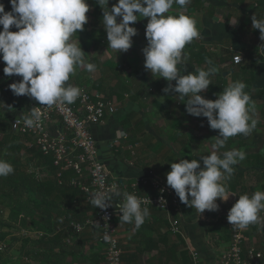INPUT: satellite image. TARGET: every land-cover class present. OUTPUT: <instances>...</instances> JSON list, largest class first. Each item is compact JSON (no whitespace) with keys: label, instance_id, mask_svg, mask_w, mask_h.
Wrapping results in <instances>:
<instances>
[{"label":"crops","instance_id":"0c3cea01","mask_svg":"<svg viewBox=\"0 0 264 264\" xmlns=\"http://www.w3.org/2000/svg\"><path fill=\"white\" fill-rule=\"evenodd\" d=\"M0 3L10 4L9 0H0ZM173 5L176 8L170 11L172 14L183 10L195 17L200 33L199 38L185 46L187 60L184 65H178L181 74L195 72L198 68L216 67L208 89L200 93L211 100H215L230 82H244L245 91L256 106L252 118L258 122L249 135L230 137L223 148L214 149L219 130L211 129L206 117L187 113V97L180 101L176 93H165L163 90L169 82L146 70L145 60L137 67L134 65L128 71V79L120 84L116 77H112L113 74L107 79L98 75L96 71L101 70L99 67H96L95 77L94 73L80 67L76 68L75 75L70 74L67 84L99 91L115 103L116 112L95 125L92 133L97 142L99 159L111 178L119 184L117 188L121 194L129 184L138 182L141 194L155 195L157 186L167 184L170 164L180 159H199L212 151L222 158L225 151L234 148L246 153V158L233 166L231 177L221 182L229 194L236 195H230L227 201L217 198L219 207L216 211L205 210L200 214L195 208L182 203L175 194L170 196L168 211L158 205L146 206L150 215L139 229H135L133 223L120 222L121 215H115L123 264H192V250L203 264H217L229 247L230 235L221 232L218 227L209 231L210 225L222 220V211L234 206L239 195L247 193L251 196L256 191H264V40L259 30L253 29L251 20L253 15L264 18V0H191L183 9L180 5ZM15 29L10 28L11 31ZM137 53L141 55L136 49L133 55L129 54L133 63ZM239 55L242 61L234 63V58ZM4 67L5 63L0 67V86L8 87L13 79L21 76H6ZM171 83L175 85V81ZM13 98L20 103L6 111L10 119L28 113L37 103L28 96L22 99L15 95ZM51 125L61 127L56 115ZM19 137L25 144V138ZM200 164L203 168L202 160ZM59 173L54 169L51 175ZM111 200L117 205L121 202V195L116 197L112 194ZM88 205L82 200L74 207L83 210ZM94 214L92 211L87 217ZM260 215L264 216V212ZM171 218L177 219L180 234L171 231ZM60 228L65 231L66 245L76 244L79 248V257L74 260L68 258L70 264H106L105 247L98 240L99 232L95 225H85L80 233L66 225ZM244 236L245 246L264 250V227L250 225L244 229Z\"/></svg>","mask_w":264,"mask_h":264},{"label":"clouds","instance_id":"9594fccd","mask_svg":"<svg viewBox=\"0 0 264 264\" xmlns=\"http://www.w3.org/2000/svg\"><path fill=\"white\" fill-rule=\"evenodd\" d=\"M9 3L10 11L0 3V59L5 62L3 73L6 76L22 77V80L9 84V89L16 96L34 98L44 106L74 103L81 95V89L66 83L70 74L75 75L77 67L90 73L96 71V65L84 59L80 43L72 39L75 33L84 30L88 21L87 0H9ZM108 3L109 0H98V4L104 6L103 27L109 47L126 52L137 35V29L130 24L138 21V16L148 18L145 29L147 46L142 49L145 69L169 82L163 90L165 93H176L180 101L187 97L185 107L188 114L206 117L210 128L219 130L214 149L223 148L230 137L247 136L255 129L258 121L252 118V114H255L256 106L245 91L244 82H230L215 100L206 99L200 93L208 89L216 67L198 68L187 74H181L178 68L187 60L185 46L199 38L200 33L195 17L183 10L172 14L170 9L174 3L183 9L191 0H117L110 9ZM118 18L121 19L118 21ZM251 20L253 29H258L264 40V18L253 15ZM12 27L18 30L11 31ZM240 60L241 57H237V61ZM172 81H175L174 86ZM40 118L41 113L34 107L28 114L24 113L21 120L31 128L37 126ZM245 158L244 151L234 148L225 151L222 158L212 151L199 159H180L170 164L166 182L182 203L200 214L205 210L216 211L219 207L217 198L227 201L230 195H236L229 194L221 182L230 178L233 166ZM13 172V166L0 159V177ZM112 194L121 195L115 186L90 193V203L96 208L107 209L111 206ZM161 202L166 203L162 198ZM142 203L136 195L124 192L123 202L117 205L122 213L120 222L133 223L134 228L139 229L150 215L147 207H141ZM261 212H264V191H256L251 196L245 193L239 195L227 220L240 230L250 225L264 227ZM104 239L107 241L110 237L105 234Z\"/></svg>","mask_w":264,"mask_h":264},{"label":"built area","instance_id":"2783aa9c","mask_svg":"<svg viewBox=\"0 0 264 264\" xmlns=\"http://www.w3.org/2000/svg\"><path fill=\"white\" fill-rule=\"evenodd\" d=\"M0 30H2V26H0ZM237 57L234 58V63L242 61L241 56L239 62ZM4 63L0 59V67ZM20 80L22 77L13 79V82ZM78 88L81 89V95L72 104H57L51 107L40 105L39 102L34 104L32 108L35 107L41 113L37 126L26 127L21 120L24 114L15 115L11 118V131L25 138V145L29 150L50 156L53 167L60 173L70 171L72 174L69 184L80 189L84 200L90 203V193L106 191L112 186H119L109 175L105 164L99 159L97 142L92 133V128L95 125L101 123L107 115L116 112V106L112 99L99 91L88 90L84 87ZM55 115L60 120V128L51 125ZM33 170L38 178L44 175L39 167L33 168ZM138 186V182L129 184L123 190L121 202L117 205L123 202V193L127 192L142 200V208L158 205L168 211L170 196L175 195L174 189L167 184H161L156 187L155 195H147L141 194ZM161 198L166 203L163 204ZM109 203L111 206L103 210L93 205L95 214L92 217H88L82 223L72 222L70 226L80 233L85 225H95L99 232L98 240L105 247L106 264H123L122 249L114 222V216L122 215V213L111 199ZM230 209H224L220 216L229 227L230 243L219 257L217 264H264V250L251 245L245 246L244 229H236L228 222L227 215ZM169 224L173 233H181L177 219H169ZM105 234L110 237L107 241L104 239ZM191 255L192 264H203L194 250L191 251Z\"/></svg>","mask_w":264,"mask_h":264},{"label":"trees","instance_id":"16d2710c","mask_svg":"<svg viewBox=\"0 0 264 264\" xmlns=\"http://www.w3.org/2000/svg\"><path fill=\"white\" fill-rule=\"evenodd\" d=\"M87 2L94 9L93 13L96 14L100 7L98 0H87ZM4 5L6 11L11 10L10 4ZM9 96L14 97L15 95L9 87L1 85L0 152L11 157L7 161L13 166L14 172L6 177H0V205L6 208V199L8 198L23 200L25 205L22 203L18 207L9 206L8 208L11 212L21 214V219L17 222L18 226L23 229H31L37 234L30 237L29 241L33 245L29 249L22 250L21 248L22 255L18 256L19 264H29V260H33L37 264H70L68 258L71 257V260H74L79 257V248L76 247V244L74 246L66 245L65 231L60 226L66 225V227L72 228L70 223H82L92 211L95 213V209L90 203L86 207L87 209H76L75 204L84 198L78 196L81 195L80 189L69 184L72 173L66 171L52 176L55 168L50 156L27 150L19 135L11 131V119L6 115V111L16 108L20 102L17 100L12 107L4 109L2 103ZM19 97L23 99L25 96ZM23 152L29 153V156L24 161H18L17 158ZM32 166L39 167L44 175L38 178L34 170L29 168ZM217 227L221 232L230 233L226 221L212 223L209 231L212 228L218 229ZM7 234L6 232L1 233V238H6ZM21 257L23 258L21 259Z\"/></svg>","mask_w":264,"mask_h":264},{"label":"rangeland","instance_id":"374dc122","mask_svg":"<svg viewBox=\"0 0 264 264\" xmlns=\"http://www.w3.org/2000/svg\"><path fill=\"white\" fill-rule=\"evenodd\" d=\"M116 2L117 0H109V9ZM87 3L89 5V12L86 13L88 21L84 25V30L75 33L72 39L80 43L81 49L84 52V59H87V62L95 64L97 68H101L100 71H96L98 75L107 79L108 76L113 74L112 77H116L118 79V84H120L122 80L128 79V71L132 69L134 65L137 67L140 62L142 63V61L145 60L142 49L147 46L145 29L148 18L138 16V21L134 24H130V26L137 29V35L132 38V47L126 52H118L117 50L111 49L107 42L106 30L103 27L102 7L104 6L100 5L97 13L94 14V9L91 8L89 2ZM175 8L176 6L173 5L170 11L175 10ZM119 19L121 18H118V21ZM134 49L141 53L140 56L137 53L136 61H134L135 64L131 61V56L129 55L131 53L132 55L134 54ZM95 76L96 74L94 73V77ZM15 103V98L8 97L2 104L4 109H6L7 107H12ZM28 156L29 153L23 152L17 159L18 161H24ZM0 159L7 161V159L10 160L11 157H7L3 152H0ZM29 168L33 170L34 166ZM6 200V208L0 205V264H19L20 260L18 256L20 257L22 255L23 249H29V247L33 245V243L31 245L29 241L30 237L37 234L31 229H23L18 226L17 222L20 221L21 214L19 212H11L8 208L9 206L18 207L22 203L25 205V202L21 199L18 200L14 198H8ZM4 232L8 234L6 238H1V233ZM22 258L23 257H21V259ZM29 264L37 263L33 260H29Z\"/></svg>","mask_w":264,"mask_h":264}]
</instances>
